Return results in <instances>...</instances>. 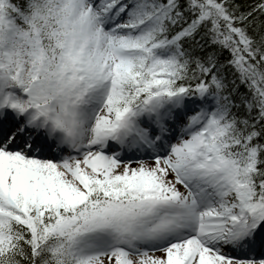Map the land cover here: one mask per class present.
Segmentation results:
<instances>
[{
  "label": "snow or ice",
  "instance_id": "snow-or-ice-1",
  "mask_svg": "<svg viewBox=\"0 0 264 264\" xmlns=\"http://www.w3.org/2000/svg\"><path fill=\"white\" fill-rule=\"evenodd\" d=\"M0 264H264V0H0Z\"/></svg>",
  "mask_w": 264,
  "mask_h": 264
}]
</instances>
